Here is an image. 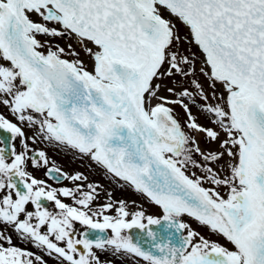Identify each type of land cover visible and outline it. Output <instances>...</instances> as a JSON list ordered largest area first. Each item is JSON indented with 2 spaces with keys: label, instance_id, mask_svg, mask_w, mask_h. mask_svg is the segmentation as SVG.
I'll return each mask as SVG.
<instances>
[{
  "label": "snow or ice",
  "instance_id": "snow-or-ice-1",
  "mask_svg": "<svg viewBox=\"0 0 264 264\" xmlns=\"http://www.w3.org/2000/svg\"><path fill=\"white\" fill-rule=\"evenodd\" d=\"M67 35L81 51L39 39ZM0 109V264H264V0H0ZM39 143L162 216L94 207L101 186Z\"/></svg>",
  "mask_w": 264,
  "mask_h": 264
},
{
  "label": "flooded vegetation",
  "instance_id": "flooded-vegetation-1",
  "mask_svg": "<svg viewBox=\"0 0 264 264\" xmlns=\"http://www.w3.org/2000/svg\"><path fill=\"white\" fill-rule=\"evenodd\" d=\"M0 111H3L5 115H8L6 109H0ZM9 118L11 119L10 116ZM29 130L30 129L25 128V131L27 132V134L31 136V132L30 133L28 132ZM9 136L11 137L10 133L0 131V137L6 138V142ZM15 144H16L17 150L19 151L21 149V144H20L19 139L15 141ZM0 146H3V145H0ZM32 147L34 148L42 147L43 149H45L48 152L49 157L51 159H54L57 165L60 166L64 172L69 173V174H74L77 171L83 173V170H84L85 171L84 174L89 177L88 178V180H90L89 182H95L99 185L102 184V189H100L99 198L95 202L94 207L99 206L103 203H107L109 201L108 193H111V199L113 201H119V200L125 201L127 204V210L131 213L142 210L145 212L146 215H152L155 217L162 216V209L159 207L161 212L157 214L156 213L157 205L151 202L145 195L134 191L129 185H127L123 181L116 180L112 178L110 175L104 174L103 170L98 168L92 162L88 160L79 159L78 156L74 152L65 150V151H62V153H59V150L55 146H51L46 143L34 144L32 145ZM86 162L88 163L89 166H83L85 165ZM73 167L77 169L80 168L81 170L74 169ZM29 170L34 171L31 168ZM34 174L41 178L44 177L43 170L34 171ZM49 183H53L54 186H57L55 182L52 180H49ZM63 184L72 186L73 182L71 180H65L63 181ZM110 214H114V213H110ZM77 230L83 231V228L79 224H77ZM110 234L111 233L109 232V235ZM12 235L18 246L22 248H27L28 250L33 251L37 254H41L40 250L36 249L32 244L26 241L16 240L15 234L13 233ZM44 258L47 261V264H60V262L55 258V256L49 257L46 254H44ZM102 259L110 262V264H136L135 259L132 257L125 258L124 256H114V255L109 254V255L103 256ZM140 264H143V262L141 261Z\"/></svg>",
  "mask_w": 264,
  "mask_h": 264
},
{
  "label": "rangeland",
  "instance_id": "rangeland-1",
  "mask_svg": "<svg viewBox=\"0 0 264 264\" xmlns=\"http://www.w3.org/2000/svg\"><path fill=\"white\" fill-rule=\"evenodd\" d=\"M39 39H41L42 42L43 41H46V40H51V43L52 44L58 45L60 47H64L66 50H67V46L69 44H72L73 48H75L77 51H81V46L76 43L75 38L72 37V36H64V37H56V38H49V37H46V36H40ZM196 66L198 68L199 67V64H197ZM193 111L195 112V109ZM177 112L180 114L181 119H183L184 118L183 110L178 108L177 109ZM201 123H207V121L204 120L203 118H201ZM28 132L30 133L31 130H29ZM31 135H32V132H31ZM200 143H201V147H205V145L203 144V139L202 138H200ZM38 146H40V145H38ZM39 148H42V147H39ZM62 151H65V150H59V153H62ZM197 159L198 160L200 159L199 156H197ZM83 166H89V165L86 162L85 165H83ZM70 167H71V165H70ZM73 168L74 169H77L75 167H73ZM77 170H81V169L78 168ZM83 173H85L84 170H83ZM90 173H91V171H90ZM193 173H195L196 176H201L202 175V172H201L200 169H198L196 167H191L190 166L189 167V173L188 174L189 175H192ZM100 186H101L100 189H102V184ZM204 186L205 187H211L212 185H209V184L205 183ZM160 212H161V210L159 209V207L156 206V213L159 214ZM183 219L186 222H188L194 230L199 231L206 238H208L210 240H213V241H219L221 244H224L225 246L231 247V245L227 244V242L221 236L210 232L207 227L201 226L197 221L193 220L192 218L185 216V217H183ZM215 236H217V237H215ZM216 238H218V239H216Z\"/></svg>",
  "mask_w": 264,
  "mask_h": 264
},
{
  "label": "water",
  "instance_id": "water-1",
  "mask_svg": "<svg viewBox=\"0 0 264 264\" xmlns=\"http://www.w3.org/2000/svg\"><path fill=\"white\" fill-rule=\"evenodd\" d=\"M68 36H70V35H68ZM154 227H156V226H154ZM134 235L141 237V236L144 235V233H143L142 230H140V229H136V232H135ZM145 239H147V237H145ZM145 246L148 247V246H150V245L146 244Z\"/></svg>",
  "mask_w": 264,
  "mask_h": 264
}]
</instances>
